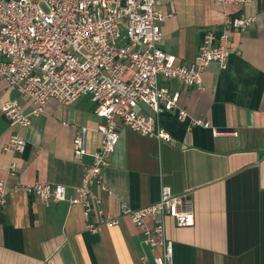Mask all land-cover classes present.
I'll list each match as a JSON object with an SVG mask.
<instances>
[{"label": "crops", "instance_id": "obj_1", "mask_svg": "<svg viewBox=\"0 0 264 264\" xmlns=\"http://www.w3.org/2000/svg\"><path fill=\"white\" fill-rule=\"evenodd\" d=\"M162 11L173 14L162 25L164 52L190 65L208 32L216 38L228 34V67L211 63L202 89L161 78V87L180 93L186 120H179L176 110L160 115L170 143L119 126L120 140L103 170L110 193L98 185L92 190L111 218L122 217L124 207L135 210L158 202L163 186L175 195H190L195 225L178 227L167 219L174 264H264V0L246 6L164 0ZM239 16L256 17V22L245 32L225 28L227 18ZM12 100L26 114L35 108L0 77V110ZM139 110L154 114L143 105ZM194 119L211 127L193 126ZM101 123L90 96L70 106L47 101L29 127L0 115V178L8 188L0 207V264H155L161 250L144 244L142 231L129 217L91 232L80 206L67 201L46 206L23 190L34 184L61 185L68 197L75 196L85 166L101 145ZM82 128L89 129L88 154L77 160L74 140ZM15 134L26 140L23 154L5 150ZM11 161L17 164L15 177L8 175ZM91 220L95 223L96 216ZM147 224L154 226L150 220Z\"/></svg>", "mask_w": 264, "mask_h": 264}, {"label": "built area", "instance_id": "obj_2", "mask_svg": "<svg viewBox=\"0 0 264 264\" xmlns=\"http://www.w3.org/2000/svg\"><path fill=\"white\" fill-rule=\"evenodd\" d=\"M252 2L215 0L221 6H246ZM163 3L164 0H0V77L8 82L10 91L30 100L35 107L26 114L19 102L12 100L2 106L0 115L20 127H29L31 117L40 115L47 101L54 99L70 106L90 96L95 115L105 123L98 125L101 145L84 168L77 194L68 197L64 186L50 184H34L23 190L46 206L64 201L80 206L91 232L115 227L122 217H129L142 231L144 244L161 250L155 264H174V242L166 234L167 219H174L178 227L195 225L190 195H175L170 187L163 186L158 202L135 210L124 207L122 217L111 218L105 215L101 200L92 190L98 185L109 192L103 170L120 140L119 126L170 143L172 138L161 126L160 115L176 110L179 120H186V110L179 108L180 93L161 87V78L202 89L203 74L211 63L219 64L221 69L228 67L232 53L226 45L228 34L216 38L208 32L190 65L164 52L160 48L162 25L173 14L162 11ZM255 22L256 17L239 16L227 18L224 26L245 32ZM141 105L154 114L141 112ZM192 125L211 127L203 119H194ZM88 132V128H82L74 140L77 160L88 154ZM25 149L26 140L15 134L5 150L23 154ZM8 175L17 176L16 162H10ZM7 194V182L0 178V207L5 205ZM149 220L154 223L152 228L147 224Z\"/></svg>", "mask_w": 264, "mask_h": 264}]
</instances>
